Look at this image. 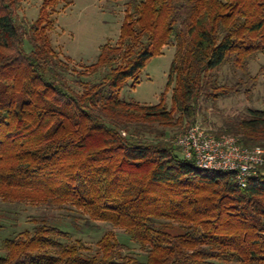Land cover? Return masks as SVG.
<instances>
[{
    "label": "trees",
    "instance_id": "1",
    "mask_svg": "<svg viewBox=\"0 0 264 264\" xmlns=\"http://www.w3.org/2000/svg\"><path fill=\"white\" fill-rule=\"evenodd\" d=\"M24 1L0 0V200L73 208L145 253H125L107 231L88 254L38 217L0 238V264H264V175L242 188L175 143L202 102L257 80L249 65L264 53V0H128L117 43L80 68L49 35L56 8L73 0H42L29 24L17 19ZM168 45L175 52L160 102L121 98ZM225 65L242 74L232 85L217 80ZM225 126L216 135L264 148V109Z\"/></svg>",
    "mask_w": 264,
    "mask_h": 264
},
{
    "label": "rangeland",
    "instance_id": "2",
    "mask_svg": "<svg viewBox=\"0 0 264 264\" xmlns=\"http://www.w3.org/2000/svg\"><path fill=\"white\" fill-rule=\"evenodd\" d=\"M127 1L73 0L68 6L59 5L53 14L54 26L49 33L55 51L76 68L96 62L101 45L117 43ZM41 3L42 0L24 1L17 10L18 21L25 24L33 22L37 18ZM25 47L29 49L28 42ZM174 52V46L168 45L163 48L160 55L152 57L143 69L139 83L131 87L129 81L121 91V98L140 104L159 103L167 87ZM249 70L252 77L257 75V80L250 86L244 85L239 92L221 95L215 103L202 102L197 124L216 134L224 130L229 120L243 118L247 114V109H264V53L250 62ZM216 75L220 84L227 85L236 83L242 77L240 71L229 65L221 67ZM248 87L250 93L245 91ZM166 103L168 107L171 104L170 90L166 94ZM38 217H46L50 222L68 231L70 237L67 241L70 243L81 240L86 248L90 249L88 254L96 251V243L105 232L114 231L117 238L127 245L125 253L144 258L145 252L139 245L129 240L122 230L102 222H90L87 225V215L73 208L34 206L26 202L0 200V223L6 226L0 231V238L12 235L13 230L19 232L32 227L33 219Z\"/></svg>",
    "mask_w": 264,
    "mask_h": 264
},
{
    "label": "built area",
    "instance_id": "3",
    "mask_svg": "<svg viewBox=\"0 0 264 264\" xmlns=\"http://www.w3.org/2000/svg\"><path fill=\"white\" fill-rule=\"evenodd\" d=\"M175 143L185 159L201 169L232 174L242 188L264 175V148L244 146L233 135L218 136L195 123Z\"/></svg>",
    "mask_w": 264,
    "mask_h": 264
}]
</instances>
